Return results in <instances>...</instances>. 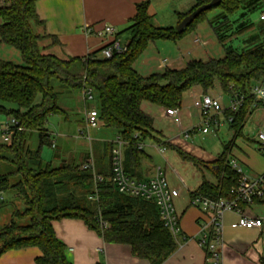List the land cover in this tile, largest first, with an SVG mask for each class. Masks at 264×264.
I'll return each instance as SVG.
<instances>
[{
  "label": "trees",
  "instance_id": "trees-1",
  "mask_svg": "<svg viewBox=\"0 0 264 264\" xmlns=\"http://www.w3.org/2000/svg\"><path fill=\"white\" fill-rule=\"evenodd\" d=\"M2 1L0 44L18 51L22 65L0 60V114L14 117L24 130L13 131L10 142L0 144V163L11 167V171L0 176V191L11 193L24 209L14 211L11 221L0 229V258L11 250L36 247L42 253L37 264H72L66 257L65 245L54 233L53 223L80 219L105 242L129 245L138 258L163 264L177 249V241L165 227L154 203L122 195L109 181L112 142L103 143L99 147L101 153L94 158L96 173L104 178L96 186L93 172L80 169L90 154L82 164L68 162L54 167L43 162L42 148L53 147L47 129L49 118L67 115L58 105L53 81L70 96L83 94L85 89L94 93L101 127L116 132L127 143L126 173L136 178L144 156L138 145L148 139L163 143L155 135L153 117L142 109L144 103L165 109L180 108L187 92L200 89L207 95L215 90L216 84L226 95L249 97L251 87L264 79V41L261 46L239 52L229 46L231 35L226 34L231 24L238 22L236 34L255 28L253 31L264 35V20H260L263 23L259 26L249 20L251 14L262 9V0H222L217 8L202 13L181 34L176 28L156 26L148 13V4L144 3L137 7V16L126 30L131 40L125 53L114 54L111 59L99 57L108 44L86 58L68 61L45 56L40 51L41 37L33 30V25L39 23L38 0ZM210 1L198 2L189 14ZM216 9L221 12L209 24L224 47L222 59L192 60L183 69L165 68L148 77L134 69L136 58L150 42L179 41L194 29L199 18ZM189 14L181 16L180 22ZM258 37L253 35L248 42L258 41ZM250 108L248 100L236 120L229 124L234 135L209 169L214 181L203 177L191 198L199 195L215 200L233 198L231 191L238 176L229 166V158L242 136ZM32 133L39 140V148L33 154L28 147ZM164 145L194 160L186 157L180 148L170 143ZM95 188L97 201L90 200ZM4 204L5 201L0 202V209Z\"/></svg>",
  "mask_w": 264,
  "mask_h": 264
},
{
  "label": "crops",
  "instance_id": "crops-1",
  "mask_svg": "<svg viewBox=\"0 0 264 264\" xmlns=\"http://www.w3.org/2000/svg\"><path fill=\"white\" fill-rule=\"evenodd\" d=\"M201 1L205 0H38L36 2V13L39 23L33 25V30L36 35L41 37L39 48L43 55L54 56L64 61L83 59L101 50L115 39L121 46H128L131 34L127 33L126 30L133 24L137 16V7L141 4H148V13L153 17V22L156 26L176 28L180 22V17L189 14ZM106 26L112 27L115 30V34L105 37L97 36L96 32L103 30ZM88 29H92L89 34ZM190 35L192 37L193 50H186V53H182L181 57L184 56L185 58L192 55L196 48H200L193 43L194 38L198 37L196 30L193 29ZM5 48L4 44H0L1 51ZM99 57H102L101 54ZM182 61L183 58L181 59L180 57L176 61H170L171 66L168 68L183 69L190 62L183 68H174L176 63H182ZM164 69L162 64H159V71ZM214 91H220L218 84H216ZM187 95L189 99H193L194 97L200 98L205 94L202 90L197 89L194 91L190 90L184 97ZM68 97L74 96L69 95ZM80 98L83 102L82 94H80ZM151 105L153 104L144 103L142 105L143 111L150 116L152 115L147 110L152 109L150 108ZM182 106L183 101L180 107L181 112L183 110ZM60 108L65 111L70 109L66 107ZM88 108L89 105L86 104L85 113ZM161 110L165 111V108L161 107ZM198 114L196 118L201 122V117ZM83 115L82 124L84 126V112ZM192 116V114H188L189 119H192ZM61 117L66 119L65 116ZM193 127L189 126L188 129ZM155 135L163 143L154 140H151L152 142L148 145H146V141L141 143L144 156L141 159V167L137 171V177L133 179L146 181L153 177L155 171L160 168L153 166L154 156L155 154L160 155L162 148L164 150L169 149L164 145L165 143H170L178 148H180L179 144H185L182 140H179L182 138L181 134L179 139L169 141L164 139L161 133L157 132ZM64 136V133L59 135V142L57 139L52 141L55 146H53L54 149L56 146L59 148ZM96 142H98L96 145L100 144V147L103 143H111L113 141L98 138ZM90 157L95 162L93 154H90ZM54 159L57 162L56 164H61L65 160V156L59 152ZM51 164L53 165V162ZM206 170L210 172L209 169ZM163 173L166 177L165 172ZM202 173V178H206L204 172ZM202 181L195 189H190L184 181L183 188L181 185L177 186L170 183L167 179L170 188L180 191V196L174 200L179 217L180 232L176 240L177 249L163 264H206V252L198 244L201 227L205 223V215L199 208L191 205V194L199 188ZM185 191L186 195L184 194ZM6 194L4 192L5 204L3 207L9 205L6 202ZM259 206L251 207L257 217H261L257 211ZM10 217H12V213H10ZM240 221L241 218L236 214L226 213L224 215L223 264H264L262 244L257 241L260 237V232L257 229L234 227ZM53 229L57 239L65 245L66 257L72 264H151L147 260L138 258L129 245L105 242L100 234L89 229L80 219L55 221ZM41 256V251L36 247L11 250L0 258V264H37L36 261Z\"/></svg>",
  "mask_w": 264,
  "mask_h": 264
},
{
  "label": "rangeland",
  "instance_id": "rangeland-1",
  "mask_svg": "<svg viewBox=\"0 0 264 264\" xmlns=\"http://www.w3.org/2000/svg\"><path fill=\"white\" fill-rule=\"evenodd\" d=\"M0 3H2V1H0ZM262 6L261 10H258L249 16V20H251L255 26H259L264 22L260 21V16L264 12V0H262ZM219 12H221V10L216 9L206 13L205 16L199 18L194 25L196 35L207 43L206 46L196 48L192 55L184 58V56L181 57L182 53L185 54L186 50L192 49L193 47L191 37L192 34L190 35V33L186 34L176 42L166 40L150 42L146 49L136 58L133 65L134 69L140 75L148 77L152 74L158 73L159 64H161L163 59L176 61L179 57L181 59L183 58L182 63H176L174 68H183L189 61L192 60L208 61L211 59H222L225 55L224 47L217 39L215 32L209 24V20ZM238 24V22L232 23L229 30L226 32L227 35H231V38L228 40L229 46L241 52L243 50H251L262 45L264 35L261 32H256V30L253 31L255 29L254 28L238 35L236 34L238 31ZM253 35H258L259 40L249 43L248 41ZM0 60L11 61L15 64L22 65L19 52L10 47H6L3 51L0 49ZM53 87L58 96L59 107L70 108L69 110H64L67 114L65 115L66 119L61 116H51L47 123V129L52 137V141L57 139L59 142V135L62 133L65 135L62 139V144L59 145V148L58 146L55 148L57 153L60 152L64 154L65 160L63 163L75 162L82 164L86 159L87 154H93V157L95 158L101 153L100 148H98L100 144L96 145L98 143L96 140L101 138L108 141H114L117 137L116 132L106 131L100 127L97 130H90L88 133L85 130V125L83 126L82 124L84 119L83 112L85 114L84 108L86 103L84 100L83 102L81 101L80 94L72 95L74 97H68L69 95H67V91H65L57 81H53ZM194 90L197 89H192L191 91ZM218 92L211 91L207 95L217 96L221 91ZM225 103H227V101H225ZM88 105V109L98 108L96 100L88 103ZM192 106L193 99H189L188 95L185 96L182 106L183 110L181 112L183 130H187L189 126L197 127L200 124V120L196 118L198 111ZM150 108L153 110L150 109L147 111H149V113L154 117L155 131L159 134L161 133L163 138L168 141L179 139L181 134L180 127L173 124L164 116L165 111H162L161 107L151 105ZM188 114L193 115L192 119L188 118ZM262 115V112H257L252 118H246L242 136L237 139L233 154L230 155V159L232 156L238 157L244 168L250 173H264V154L259 151L256 144L257 127L261 123ZM9 118L10 117L5 114H0V144L5 143L1 130L4 126H6ZM81 129L85 131L84 136L79 133V130ZM233 135L234 132L229 129V125L226 122H222V126L215 135H203L202 133L197 132L188 140H185L184 138L179 139L185 143L179 144L181 151L186 157L194 159L193 161L183 157L179 151L169 148L160 152V155L155 154L153 166L162 168L170 183L177 186L181 185L184 188V181L190 189H195L203 180L202 172H204L207 179L214 181L213 176L210 175V172L206 169H210L213 166L214 161L221 154H223L224 146L231 141ZM151 142L152 141L148 139L146 141V145ZM28 147L32 154L39 148V140L36 133H32L30 135ZM55 149L49 145H44L41 157L44 163L48 164L53 162V166L56 167L60 164H56L57 162L54 159V155L56 153ZM103 164L105 165V160H103ZM10 169L11 167L8 164L0 163V175L6 174L11 171ZM184 194L186 195V191ZM6 200L9 205L0 209V229L11 221L12 217H10V213H12L13 216V211L24 209L22 202L18 200L16 201L11 193L6 194ZM257 211L258 214L264 218V205H260L257 208Z\"/></svg>",
  "mask_w": 264,
  "mask_h": 264
},
{
  "label": "built area",
  "instance_id": "built-area-1",
  "mask_svg": "<svg viewBox=\"0 0 264 264\" xmlns=\"http://www.w3.org/2000/svg\"><path fill=\"white\" fill-rule=\"evenodd\" d=\"M3 5L2 1L0 7ZM260 20H264V12L260 16ZM90 32H92V29H88V34ZM114 34L115 30L110 26H106L103 30L96 32L99 37L113 36ZM193 43L199 47L207 45L199 37L194 38ZM109 45L101 53L103 59H111L114 54H122L127 51V46H121L117 40L109 43ZM161 64L164 68L171 66V62L168 60H163ZM82 95L86 104L95 100L94 93L89 89H85ZM248 100L251 101L248 119L252 118L257 112L263 113L261 123L257 127L256 144L259 151L264 154V79L251 87L249 97L226 95L224 93H220L217 96L203 95L200 98L194 97L193 107L201 117V122L197 127L183 130L180 108H167L164 116L180 127L181 137L185 140L190 139L197 132L203 135H215L222 126V122H226L229 125L236 120ZM100 127L99 112L94 108L88 109L85 113V130L89 133L90 130H97ZM23 130L19 122L14 117H10L6 126L1 130L5 143L10 142L13 131ZM84 132L82 129L79 130L82 136ZM112 143V176L109 181L113 183L117 191L122 195L154 203L165 227L177 240L180 230L179 217L174 200L180 196V191L169 187L167 179L160 168L155 171L153 177L146 181L129 177L125 167V148L127 143L119 136ZM138 148L142 149L143 145L140 143ZM163 151L164 148L160 150V152ZM229 166L238 176L236 186L231 191L233 194L232 199L221 198L215 200L200 195L191 198V205L199 208L205 215V223L201 227L198 244L206 252V264H223V231L224 215L226 213H233L241 218L240 223L234 227L257 229L260 232V237L257 241L261 242L264 252V218L255 216L251 210L253 206L264 205V173L248 172L237 157L230 159ZM81 169L93 172L95 186L103 182V176L96 173L95 162L92 158H89ZM94 192L90 200L97 201V188H95ZM2 201H4V192L0 191V202ZM104 227L106 228V225Z\"/></svg>",
  "mask_w": 264,
  "mask_h": 264
},
{
  "label": "water",
  "instance_id": "water-1",
  "mask_svg": "<svg viewBox=\"0 0 264 264\" xmlns=\"http://www.w3.org/2000/svg\"><path fill=\"white\" fill-rule=\"evenodd\" d=\"M222 0H211L209 3L198 7L191 14L186 16L176 27L178 33H184L187 28L204 12L217 8Z\"/></svg>",
  "mask_w": 264,
  "mask_h": 264
}]
</instances>
